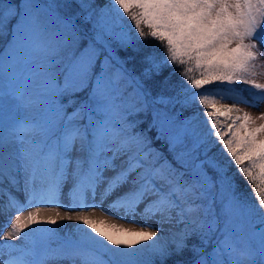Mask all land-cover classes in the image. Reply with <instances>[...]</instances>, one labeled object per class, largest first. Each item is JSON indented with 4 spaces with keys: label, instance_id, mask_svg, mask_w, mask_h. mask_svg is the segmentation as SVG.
I'll return each mask as SVG.
<instances>
[{
    "label": "snow or ice",
    "instance_id": "6c2138e0",
    "mask_svg": "<svg viewBox=\"0 0 264 264\" xmlns=\"http://www.w3.org/2000/svg\"><path fill=\"white\" fill-rule=\"evenodd\" d=\"M76 3L0 0V264H264V0Z\"/></svg>",
    "mask_w": 264,
    "mask_h": 264
},
{
    "label": "rangeland",
    "instance_id": "374dc122",
    "mask_svg": "<svg viewBox=\"0 0 264 264\" xmlns=\"http://www.w3.org/2000/svg\"><path fill=\"white\" fill-rule=\"evenodd\" d=\"M56 2L58 3H70L71 4V7L67 9V12L68 13H74L76 11H79V7L76 3V0H56ZM99 6H109L111 7V0H103V3L102 4H99ZM109 15L110 17H112L113 19L116 18V14L114 12H109ZM125 19L127 20V18H124L123 20V23L125 25H127L128 27H132L131 26V22L129 20H127V22L125 23ZM77 23H81L80 21H77ZM83 27H89L88 25H82ZM133 34L134 33V30H133ZM120 52V49H117V54H119ZM258 65H264V58H261L260 60L257 61ZM258 71L261 72L262 74L259 75L257 77V81L258 82H261V83H264V68H258ZM213 87H215V85H213ZM237 87H242V88H246L248 86H245V85H238ZM83 95V94H81ZM243 96L244 97H247V98H250L249 96V93L248 92H244L243 93ZM225 103H229V104H232V103H235V98L234 99H229V100H225L224 101ZM237 107H239L241 109V113L244 112V111H247L251 116H253V118H257L260 116L261 113H264V102H261L259 104V107H250L248 104L246 103H238L236 105ZM180 108V107H178ZM181 109V108H180ZM197 111H202V109H199L197 108L196 109ZM190 115V114H189ZM184 116L181 117V119H183ZM204 120V117L201 116L200 117V120ZM264 121H260L259 119H257V123H262ZM144 126H146V123L144 124ZM146 128V127H145ZM144 129V127H140L139 129H137V131L139 130H142ZM150 135H152L153 137L155 136V130H153L152 133H150ZM154 146L157 147V148H160L161 150H165V146L163 144V141H154ZM220 146L217 145V147L215 149H213V151H217V148H219ZM167 154V153H166ZM230 171L234 172L235 171V168L233 167ZM63 203L67 204L68 203V198L67 196H65L64 200H63ZM106 206V204H105ZM55 207V206H53ZM61 212H64L66 211L65 208H60L59 209ZM93 211V214L97 217H101V218H106V219H109L110 221L112 222H116V223H119V224H122L124 227H139V225H135V224H129L127 223L126 221H123V220H114L112 217H106L105 214L103 212L100 211L99 208H96ZM72 214H76L75 212H73ZM14 218V217H13ZM137 219H139V217H137ZM61 225L62 226H67L64 230L67 231V229L69 228H72L75 226V222L73 221H63L61 222ZM1 226V224H0ZM50 227H54V226H50ZM4 231H7L6 228H0V232H4ZM192 241H197V239L195 240V237H193L191 240H189V242H192ZM194 243V242H193ZM191 257V256H190ZM189 257V258H190Z\"/></svg>",
    "mask_w": 264,
    "mask_h": 264
},
{
    "label": "trees",
    "instance_id": "16d2710c",
    "mask_svg": "<svg viewBox=\"0 0 264 264\" xmlns=\"http://www.w3.org/2000/svg\"><path fill=\"white\" fill-rule=\"evenodd\" d=\"M102 3H103V0H95V4H96V5H99V4H102ZM126 22H127V20L125 19V23H126ZM1 42H2V41H0V47L3 46V45H1ZM151 43L153 44V46L156 47V50H157V51L160 50L159 45H158V42L152 41ZM118 55H120L121 58H123L124 55H125V53L123 52V50H120V52H119ZM127 68H128L130 71H133V72H137V73H138V71H139V65H138V64H135L134 62H131V61L128 62V64H127ZM168 72H172V73H173V75L171 76V81H172V83L175 84L176 82H179V81L181 80V78H180V76H179V73H178V70H174L173 68H169V69H166L165 74H167ZM150 86H151V85H150ZM209 87H213V86H209ZM152 91H153V94L155 95L157 92L160 91V89H159L158 87L152 86ZM165 94H166V95H172L173 93H172L171 91H167V90H166V91H165ZM178 107H180L179 104H177L176 107H175V109H174V110L177 111V112L181 111V109L178 108ZM192 111H193V109H186V110H184V112H183V116H188L189 114H191ZM140 127H144V128H145L146 126H144V124H143V125H141ZM217 149H218V148H217ZM236 179H237L238 184H239V186H240V191H241L245 196H247V197L249 198V200H251L252 203H255V200H254L253 197H252L251 189H250L249 186L246 184V182L243 180V178L237 176ZM196 239H197V238L195 237V240H196ZM193 242H194V243H193ZM198 243H199V240H198V239H197V241L189 242V244H198ZM190 256H191V257H190ZM189 257L192 258V253H190V252H186L182 258H183V259H190Z\"/></svg>",
    "mask_w": 264,
    "mask_h": 264
},
{
    "label": "bare ground",
    "instance_id": "6f19581e",
    "mask_svg": "<svg viewBox=\"0 0 264 264\" xmlns=\"http://www.w3.org/2000/svg\"><path fill=\"white\" fill-rule=\"evenodd\" d=\"M201 121H202V119H201Z\"/></svg>",
    "mask_w": 264,
    "mask_h": 264
}]
</instances>
